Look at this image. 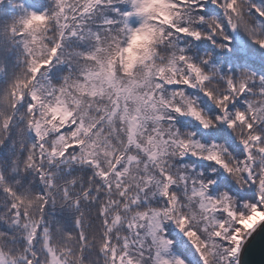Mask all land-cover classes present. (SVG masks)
I'll use <instances>...</instances> for the list:
<instances>
[{"label": "snow or ice", "instance_id": "obj_1", "mask_svg": "<svg viewBox=\"0 0 264 264\" xmlns=\"http://www.w3.org/2000/svg\"><path fill=\"white\" fill-rule=\"evenodd\" d=\"M0 105V264H241L264 224V0H0Z\"/></svg>", "mask_w": 264, "mask_h": 264}, {"label": "water", "instance_id": "obj_2", "mask_svg": "<svg viewBox=\"0 0 264 264\" xmlns=\"http://www.w3.org/2000/svg\"><path fill=\"white\" fill-rule=\"evenodd\" d=\"M241 264H264V224L244 246Z\"/></svg>", "mask_w": 264, "mask_h": 264}, {"label": "clouds", "instance_id": "obj_3", "mask_svg": "<svg viewBox=\"0 0 264 264\" xmlns=\"http://www.w3.org/2000/svg\"><path fill=\"white\" fill-rule=\"evenodd\" d=\"M139 72H140V69H137L138 74H139ZM0 107H2V105H0ZM196 226L199 227V219H197V221H196Z\"/></svg>", "mask_w": 264, "mask_h": 264}]
</instances>
